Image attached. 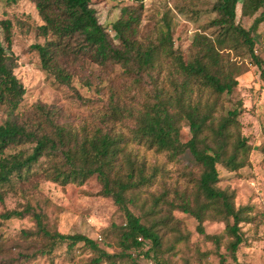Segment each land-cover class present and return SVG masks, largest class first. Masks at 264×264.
Returning <instances> with one entry per match:
<instances>
[{"label": "trees", "instance_id": "trees-1", "mask_svg": "<svg viewBox=\"0 0 264 264\" xmlns=\"http://www.w3.org/2000/svg\"><path fill=\"white\" fill-rule=\"evenodd\" d=\"M15 3L18 0H8ZM35 2L43 23L39 33L44 43H35L42 67L52 74L57 82L71 84L73 73L61 59L74 52L84 55L92 62L106 66L119 64L124 72L134 76L137 82L144 76L157 80L165 63L170 66L168 81L170 88L156 86L155 99L145 101L142 107L127 106L113 95L108 110L101 116L102 124L92 132L82 135L71 125L61 121V110L55 105L36 104L31 114L19 113L26 87L15 73L18 58L12 51L13 24L10 19L0 21L7 46L0 42V105L8 117L0 122V187L27 182L42 175L45 179L68 183H84L96 175L103 186V194L114 198L115 203L126 216L122 227L119 256H132V250L145 251L155 256L162 246V237L157 226L161 221L168 226L174 219L166 214L153 225H147L129 208L134 201L130 191L150 182L152 176L145 174L143 164L137 163L130 152L125 135L105 126L107 122H124L133 119L132 140L158 152H166L174 161L189 150L202 168L193 176L194 188L182 195L181 202L168 201L172 208L191 214L198 220L197 230L207 238H217L206 232L204 222L208 219L229 220L231 235L228 245L234 260L244 241L241 223L251 220L249 206L237 207L235 192L218 186L220 172L218 164L223 163L230 171H237L251 163V145L242 135L238 109L227 115H217L219 99L232 94L239 82L222 49H241L261 69L264 79V59L256 53V33L264 23V0H243L242 15L254 18L251 27L237 23V6L240 0H217V13L211 22L216 31L213 37L199 34L194 40L193 53L174 48L171 25L165 23L156 41L141 43L138 27L141 24L145 0L121 8V16L112 24L120 44L115 45L105 25L98 17L94 0H31ZM183 120L189 122L192 138L183 142L180 126ZM31 148V150L29 149ZM48 158L50 165L42 166L41 160ZM154 177V175H153ZM195 199V204L192 200ZM37 225V233L47 239L51 246L42 249L41 254L52 253L54 245L67 243L72 249L80 243L98 251L95 264L106 258L109 264L117 256L102 249L90 237L82 234H64L49 230L40 212L28 208ZM25 211H7L1 218L23 216ZM29 234V231H25ZM32 255H27L31 258ZM160 264V262H157Z\"/></svg>", "mask_w": 264, "mask_h": 264}, {"label": "rangeland", "instance_id": "rangeland-1", "mask_svg": "<svg viewBox=\"0 0 264 264\" xmlns=\"http://www.w3.org/2000/svg\"><path fill=\"white\" fill-rule=\"evenodd\" d=\"M217 0H145L138 40L147 44L156 41L165 23L171 25L174 48L193 53L197 35L213 37L216 31L210 22L217 17L214 5ZM242 1L237 6V23L251 27L254 18L242 15ZM135 4V0H94L100 22L115 45L120 44L112 24L121 16V8ZM10 19L13 24L12 51L18 58L15 73L26 87V94L19 109L22 115H29L36 104L55 105L61 110V121L71 125L82 135L92 132L102 124L101 116L108 109L110 98L115 95L127 106L142 107L145 101L155 99L156 86L169 89L170 66L165 63L157 80L148 76L137 82L134 76L124 72L119 64L98 65L84 55L70 52L61 59L70 69L71 84L57 82L55 77L42 67L39 53L32 48L35 43H44L45 37L38 26L43 23L35 2L18 0L10 3L0 0V21ZM256 53L264 59V23L254 33ZM0 42L7 46L4 31L0 26ZM237 75L238 86L232 94L219 99L217 115H227L238 109V120L242 135L251 145V163L237 171H230L223 163L218 164L220 181L218 186L235 192L237 207L249 206L251 220L241 223L244 237L234 260L228 245L231 235L229 220L208 219L204 222L206 232L215 238H207L197 230L198 220L178 208H172L168 201L181 202L182 195L194 188L193 176L202 168L186 150L174 161L166 152H158L132 140L133 119L124 122H107L105 126L122 132L130 152L137 163L143 164L145 174L151 175L150 182L131 190L134 201L129 208L143 223L153 225L160 217L170 214L174 222L166 226L161 221L157 229L162 237V246L155 256H147L146 244L141 250H132L130 256H119L121 234L126 223L123 210L114 198L103 194V186L96 175L84 183H68L35 176L27 182L0 187V214L7 211H25L20 217H0V264H95L99 252L80 243L70 248L67 243L54 245L52 253L41 254L50 242L37 233V225L28 208L40 212L47 228L64 234L82 233L95 240L98 245L118 255L115 264H264V79L261 69L241 49L221 50ZM63 63V62H62ZM8 117L0 105V122ZM187 120L180 126V138L187 142L192 138ZM31 150V148H29ZM48 158L41 160L42 166L50 165ZM154 175V177H153ZM192 200V199H191ZM195 199L192 204H195ZM25 231H29L26 234ZM27 255H32L27 258ZM104 258L100 264H109Z\"/></svg>", "mask_w": 264, "mask_h": 264}]
</instances>
